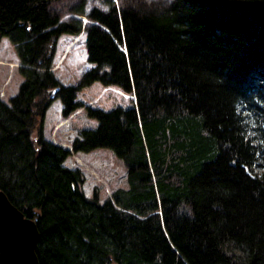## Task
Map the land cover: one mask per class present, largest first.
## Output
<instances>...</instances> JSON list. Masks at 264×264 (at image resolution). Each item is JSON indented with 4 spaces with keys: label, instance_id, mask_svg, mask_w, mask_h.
Instances as JSON below:
<instances>
[{
    "label": "trees",
    "instance_id": "trees-1",
    "mask_svg": "<svg viewBox=\"0 0 264 264\" xmlns=\"http://www.w3.org/2000/svg\"><path fill=\"white\" fill-rule=\"evenodd\" d=\"M60 1L0 0L22 77L0 99V189L35 220L39 264H264V0H80L87 23L62 18ZM82 32L92 66L63 85L57 39ZM94 82L134 97L86 107L97 125L71 142L123 163L126 186L103 202L42 132L55 98L66 117Z\"/></svg>",
    "mask_w": 264,
    "mask_h": 264
},
{
    "label": "rangeland",
    "instance_id": "rangeland-1",
    "mask_svg": "<svg viewBox=\"0 0 264 264\" xmlns=\"http://www.w3.org/2000/svg\"><path fill=\"white\" fill-rule=\"evenodd\" d=\"M79 1L61 0L55 7L62 18L77 17L83 23H87L86 16L74 12ZM105 1L83 0V6L86 10L93 6L105 8ZM114 1L118 5L124 2L142 3V0ZM159 1L165 2L166 0ZM19 65L14 45L6 37L0 38V99L7 104L9 99L17 93L22 80L18 71ZM91 66L86 61L84 32L78 35L62 34L59 36L51 70L61 84L76 85L82 74ZM76 99L80 100L83 106L76 108L66 117L61 115L60 99L55 98L51 102L45 112L43 136L70 150V155L64 164L70 168H79L84 178L82 188L85 195L90 198L97 197L103 202L116 188L126 186V169L123 163L108 148H97L90 152H73L71 142L81 129L93 128L97 125L96 120L87 117L86 107L103 110H110L117 106L127 108L133 106L134 97L117 86H104L99 82H94L77 91Z\"/></svg>",
    "mask_w": 264,
    "mask_h": 264
},
{
    "label": "water",
    "instance_id": "water-1",
    "mask_svg": "<svg viewBox=\"0 0 264 264\" xmlns=\"http://www.w3.org/2000/svg\"><path fill=\"white\" fill-rule=\"evenodd\" d=\"M38 236L35 220L25 216L0 189V264H39L35 252Z\"/></svg>",
    "mask_w": 264,
    "mask_h": 264
}]
</instances>
